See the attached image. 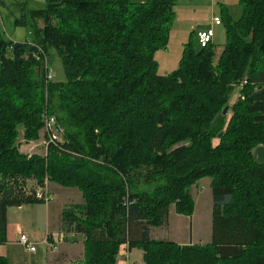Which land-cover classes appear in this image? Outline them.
Segmentation results:
<instances>
[{
	"label": "trees",
	"instance_id": "trees-1",
	"mask_svg": "<svg viewBox=\"0 0 264 264\" xmlns=\"http://www.w3.org/2000/svg\"><path fill=\"white\" fill-rule=\"evenodd\" d=\"M239 3L242 17L222 21L219 60L194 36L166 76L155 55L168 47L176 0H46L30 12L31 41L0 31V248L10 208L45 204L18 183L35 178L81 192L84 204L63 212L66 232L83 238L79 264H117L125 244L143 251V264H264V165L253 157L264 144V0ZM41 51L61 59L66 81L47 82ZM44 112L61 142L30 158L20 130L38 140ZM204 179L212 242L151 239L172 207L193 216L190 190ZM0 264H9L1 252Z\"/></svg>",
	"mask_w": 264,
	"mask_h": 264
},
{
	"label": "crops",
	"instance_id": "crops-1",
	"mask_svg": "<svg viewBox=\"0 0 264 264\" xmlns=\"http://www.w3.org/2000/svg\"><path fill=\"white\" fill-rule=\"evenodd\" d=\"M222 25L214 26L211 22L214 30V46L216 38L215 28ZM223 51L224 47L220 55H222ZM219 58H217V61ZM235 97L234 94V101ZM253 157L257 164L264 165V144L254 149ZM190 195L195 203L193 216H179L176 214L175 208H171L167 223L162 227L151 229V239L172 242L181 246L206 245L212 242L214 204L211 180L204 179L199 181L191 188ZM83 204L84 199L78 189H67L54 184L49 203L10 208L7 213V243L0 248L1 254L7 259L9 264H79L84 260L83 238L78 234L66 232L63 227V212L69 206ZM27 208H30L32 213L31 221L28 225L11 220L9 213L11 209L23 211ZM172 223L177 224V233L174 237L169 234ZM22 234L28 235L31 242L36 245L37 249L35 252H30L17 243ZM60 234H65V240L56 243V236ZM46 238L49 239L48 242H45ZM52 246L56 248L54 249ZM132 250L129 248V258ZM143 255L142 251V259ZM140 264H143V262Z\"/></svg>",
	"mask_w": 264,
	"mask_h": 264
},
{
	"label": "rangeland",
	"instance_id": "rangeland-1",
	"mask_svg": "<svg viewBox=\"0 0 264 264\" xmlns=\"http://www.w3.org/2000/svg\"><path fill=\"white\" fill-rule=\"evenodd\" d=\"M45 6L46 0H0V31L11 41H31L32 36L30 35V32L32 29V21L30 12L42 10ZM242 14L243 9L239 0H176L175 18L170 24L168 47L165 50L158 51L155 55L158 62V73L166 76L176 71L180 67L185 44L191 42L194 36L196 41V35L198 32L212 29L211 22L213 23L214 18H219L223 21L224 18H226V15H229L232 19L239 20L242 17ZM24 18L26 21L25 25L16 24L17 20ZM38 26L43 28V22L39 21ZM215 32L216 38L214 49L216 51L215 59L217 61V58L221 56L220 53L227 41L224 24L221 27H216ZM46 58L53 72V81H66L67 77L61 59L56 55H46ZM240 90L241 87L235 88L229 102L231 107L240 98ZM234 94L236 96L235 101L233 100ZM230 117L231 114H229L228 118L230 119ZM47 142L48 139L44 127L40 132L39 139L35 141L26 140L24 138V129L22 128L20 130L17 146L22 154H25L30 158L34 156L46 158L48 156ZM218 144L219 140L215 139L213 145L216 146ZM18 180L20 187L27 192H35L42 189L44 193L51 197V190H53L54 184L48 179H46L44 183H39L35 178H19ZM71 207L72 206H69L68 208ZM30 210V208L23 211L11 209L9 212L10 218L16 223L28 225L32 217ZM171 226L169 234L174 237L177 233V224L172 223ZM56 237L58 238V236ZM47 240L48 239L46 238L45 242H47ZM125 262L126 261L124 260H119L118 264H128V262ZM142 262V250L133 249L130 254L129 264H140Z\"/></svg>",
	"mask_w": 264,
	"mask_h": 264
},
{
	"label": "built area",
	"instance_id": "built-area-1",
	"mask_svg": "<svg viewBox=\"0 0 264 264\" xmlns=\"http://www.w3.org/2000/svg\"><path fill=\"white\" fill-rule=\"evenodd\" d=\"M213 24L214 26H220L222 25V21L219 18H214L213 20ZM198 38V43L200 44V46L202 48H206L210 45L213 44V39H214V30L210 29V30H204V31H200L197 35ZM41 53L44 55V53L41 51ZM40 60V59H38ZM44 66H45V70H46V80L47 82H52L53 81V72L50 68L49 62L46 58V56L44 55ZM43 122H44V129L46 131L47 134V150L50 144H56L58 142H61V137L60 134L58 132V125H57V120L54 116L49 115L48 112H44L43 114ZM22 191L24 192V194L26 196H31L34 197L35 200H37L38 202H43L45 204L49 203L51 197L44 193V191L42 189H39L35 192H27L25 189L22 188ZM65 240V235L64 234H60L58 236V238L56 239V243L59 242H63ZM49 241V239L47 240V242ZM17 243L21 246H23L24 248H26L28 251L30 252H35L36 251V245L34 243L31 242V239L29 238V236L22 234ZM54 249L56 248L55 246H52ZM119 260H124L126 262H128L129 260V246L127 244L123 245L120 247L119 250V255H118V259H117V264ZM125 262V263H126ZM127 264V263H126Z\"/></svg>",
	"mask_w": 264,
	"mask_h": 264
},
{
	"label": "water",
	"instance_id": "water-1",
	"mask_svg": "<svg viewBox=\"0 0 264 264\" xmlns=\"http://www.w3.org/2000/svg\"><path fill=\"white\" fill-rule=\"evenodd\" d=\"M230 110H231V106H227V107L223 110V116H227L228 113L230 112ZM58 132H60L59 129H58ZM223 136H224V133H221V134L219 135L218 138H219V139H222Z\"/></svg>",
	"mask_w": 264,
	"mask_h": 264
}]
</instances>
